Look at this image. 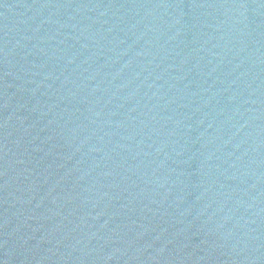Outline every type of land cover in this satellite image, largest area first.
<instances>
[{
	"label": "water",
	"instance_id": "1",
	"mask_svg": "<svg viewBox=\"0 0 264 264\" xmlns=\"http://www.w3.org/2000/svg\"><path fill=\"white\" fill-rule=\"evenodd\" d=\"M0 264H264V0H0Z\"/></svg>",
	"mask_w": 264,
	"mask_h": 264
}]
</instances>
